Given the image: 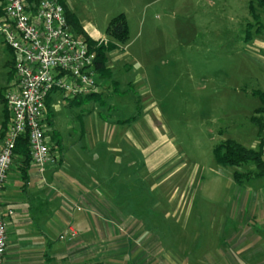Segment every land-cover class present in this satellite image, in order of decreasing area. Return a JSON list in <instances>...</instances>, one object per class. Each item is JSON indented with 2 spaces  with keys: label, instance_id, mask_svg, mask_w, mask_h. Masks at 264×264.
Returning a JSON list of instances; mask_svg holds the SVG:
<instances>
[{
  "label": "rangeland",
  "instance_id": "374dc122",
  "mask_svg": "<svg viewBox=\"0 0 264 264\" xmlns=\"http://www.w3.org/2000/svg\"><path fill=\"white\" fill-rule=\"evenodd\" d=\"M65 1L83 25L101 35L113 18L125 15L129 41L124 51L112 59L108 55L107 60L117 81H112L111 88L119 85L120 91H130L110 97L106 93L105 107L96 99L71 107L72 98L60 94L51 111L64 148L85 133L90 109L111 120L136 117L143 129L150 130L145 156L154 152L149 159L159 164L174 151V159L154 175L143 168L142 153L130 159L128 197L133 198L138 187L146 226L156 228L163 244L176 248L178 257L184 256L193 234L199 254V234L233 193L229 189L233 169L216 163L214 148L226 140L249 148L258 131L250 119L262 106L252 94L264 92V47L260 46L264 29L263 38L257 40L260 45L255 29L246 41L247 24L253 22L249 3L255 4V0ZM261 16L264 20L263 12ZM100 82L105 83L99 71ZM67 123L75 130L72 137ZM152 131L159 141H154ZM132 160L138 166L132 167ZM141 173L144 179L136 181V174L143 178ZM37 218L36 209L15 217L23 223L15 232L35 231Z\"/></svg>",
  "mask_w": 264,
  "mask_h": 264
},
{
  "label": "crops",
  "instance_id": "0c3cea01",
  "mask_svg": "<svg viewBox=\"0 0 264 264\" xmlns=\"http://www.w3.org/2000/svg\"><path fill=\"white\" fill-rule=\"evenodd\" d=\"M40 1L27 0L31 5H37ZM63 2L65 11L69 12L83 31V35H80L70 25L76 35L93 42L111 41L106 30L105 35H101L95 29L86 27L71 12L67 2ZM253 5L261 15L263 11L257 7L256 0ZM261 21L264 23L262 16ZM254 23L253 20L247 25ZM262 32L256 34L255 29V35L259 36L256 42L263 38ZM125 46L108 55L112 59L124 51ZM260 46L264 47V44ZM110 65L107 60V74L103 76L100 73L102 80L110 83L108 86L99 83L95 91L98 94L96 100L106 93L110 97L112 94H126L130 91L127 88L120 91L119 85L111 88L114 80ZM135 84L132 81L133 87ZM101 87V92H97ZM8 89H16L14 55L0 36V149L12 120L5 99ZM60 94L55 93L50 97L45 121L47 140L60 155L58 165L49 168L42 179L31 164L26 180L22 158L16 156L0 198L4 212L14 211L8 222L5 264H264L263 180L245 181L238 185L234 181L236 169L232 168L230 176L233 181L229 182V189L232 190V187L233 193L223 201L221 212L218 215L214 213L210 218L205 232L197 233L201 240L199 254H196L193 246V234L190 235L189 246L185 247L184 256L178 257L176 248L163 244L156 228L146 226L139 189L135 188V196L130 199L127 194L130 188L126 182L129 160L139 158V153H142L140 159L143 168L146 167L148 173L154 175L174 159V151L168 153L163 163L151 161L149 157L153 158L154 152L145 156V142L151 143L148 140L150 130L143 129L137 119L131 124H120V120H111L107 114L97 115L92 109L86 116L88 127L85 133L80 135L78 141L73 138L71 145L65 149L64 138L54 127L51 111L54 100ZM104 102L108 104L105 99ZM76 104L71 99V107ZM111 108L108 107V113ZM69 125L67 123L68 135L72 137V131L75 130ZM257 130L249 142L250 149H257L261 139L264 141V133L260 134ZM152 133L156 136L155 139L153 137L154 141H159V136ZM138 164L135 160L131 162L132 167ZM253 169V166H248L238 171ZM140 177L136 174V181L144 179ZM33 209L38 212L35 231L15 232L18 225H23L15 217ZM62 236L65 239L62 240Z\"/></svg>",
  "mask_w": 264,
  "mask_h": 264
},
{
  "label": "built area",
  "instance_id": "2783aa9c",
  "mask_svg": "<svg viewBox=\"0 0 264 264\" xmlns=\"http://www.w3.org/2000/svg\"><path fill=\"white\" fill-rule=\"evenodd\" d=\"M0 36L13 52L16 76V89L5 93L12 120L0 149L1 198L22 136L28 137L32 164L42 179L49 168L58 165L60 155L46 137L47 100L55 93L72 99L94 93L99 86L95 49L107 41L92 48L76 35L62 0H41L37 5L5 0L0 5ZM13 215V210L4 212L0 206V264H5L8 222Z\"/></svg>",
  "mask_w": 264,
  "mask_h": 264
},
{
  "label": "trees",
  "instance_id": "16d2710c",
  "mask_svg": "<svg viewBox=\"0 0 264 264\" xmlns=\"http://www.w3.org/2000/svg\"><path fill=\"white\" fill-rule=\"evenodd\" d=\"M5 0H0V5L3 4ZM62 4L64 6V2L62 0ZM257 7L263 11L264 13V0H256ZM65 8V6H64ZM250 13L253 17L254 24H250V28H248V32L246 35V41L251 40V31L256 29V34L261 33L264 29V23L261 21V15L257 13L256 8L253 4L249 7ZM66 18L68 20L69 25L77 31L80 35H83V31L81 27L74 21L72 16L68 11H65ZM106 35L111 39L107 45H100L95 49L97 60H96V69L100 71V73L107 74L108 69H106L107 63V55L110 52L120 50V47L125 46L129 41L130 37V29L127 22V18L124 14H120L117 17L113 18L106 29ZM89 45L94 48L97 45V42H93L89 39H86ZM253 96L259 98L261 100L262 106L255 110L253 117L251 118V123L259 129L260 134L264 133V92L262 91H254ZM98 96L95 92L92 95H89L85 98H75L72 99L73 102H77L78 105H83L91 100L95 99ZM50 98L47 100V111H48V102ZM100 105L104 106L106 103L101 96L98 99ZM135 118H130L126 120L118 121L120 124H131L136 121ZM50 125L51 122H48ZM264 145L263 139H261L260 146L257 149L247 148L240 143L234 140H226L216 145L214 148V156L216 163L223 168H234L236 171L234 172V181L238 185H242L245 181H256L263 180L264 181V159L262 156V148ZM15 155L20 156L24 165V178L27 180L28 169L32 164V158L29 150V141L26 135L19 138L16 148ZM248 166H253V170H248L244 172L238 171V169L245 168Z\"/></svg>",
  "mask_w": 264,
  "mask_h": 264
}]
</instances>
